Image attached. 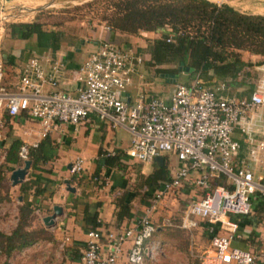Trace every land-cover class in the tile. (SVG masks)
<instances>
[{
  "label": "built area",
  "instance_id": "2783aa9c",
  "mask_svg": "<svg viewBox=\"0 0 264 264\" xmlns=\"http://www.w3.org/2000/svg\"><path fill=\"white\" fill-rule=\"evenodd\" d=\"M103 29L111 31L107 26ZM41 61L49 63L47 58ZM41 61L31 57L20 68L15 87L9 89L2 84L0 55V134L4 125L2 115L10 119L25 115L38 124L36 136L40 140L59 124L76 125L93 115L110 130L123 129L128 134L123 153L127 161L150 164L163 156L175 160V166L169 167L168 181L152 193L144 215L132 227L116 234L102 235L98 229L86 232L85 247L77 264H118L124 243L128 244L124 253L126 264H142L148 255L144 242L156 229L150 221L151 213L166 195L183 188L189 180L201 195L187 204L182 219L199 218L207 224L210 236L201 264L264 261V250L254 256L230 247L237 229L230 218L250 217L256 201L262 206L264 224V178L243 167L235 168L232 163L240 147L232 139L236 131L251 146L249 160L257 162V156L264 152V84L248 98L222 97L204 88L195 75L186 85L174 83L167 102L148 97L139 88L131 98L127 89L134 77L140 78L137 68L141 58L109 40H101L77 68L75 79L81 86L72 96L56 89L60 63L51 64L46 72ZM253 134H259L262 140L254 141ZM22 135L27 137L29 132ZM36 144L34 141L30 147ZM27 146L23 144L18 152L22 162L26 160ZM115 154L106 151L100 159ZM82 167L83 160L75 157L68 173L80 174ZM191 174H195L192 179ZM101 239L105 240L104 253L100 249Z\"/></svg>",
  "mask_w": 264,
  "mask_h": 264
},
{
  "label": "crops",
  "instance_id": "0c3cea01",
  "mask_svg": "<svg viewBox=\"0 0 264 264\" xmlns=\"http://www.w3.org/2000/svg\"><path fill=\"white\" fill-rule=\"evenodd\" d=\"M209 1L217 5L226 4L239 13L264 17V0ZM157 31L162 33L161 30ZM157 31L126 35L112 31L107 32L101 27L94 32V38L91 37L88 41H79L77 44L74 43V46L62 42L55 51L51 52L49 49L43 50L45 42L38 36H30L29 39L22 40L17 28L12 32L8 27L4 31L0 28V55L4 69L2 84L6 88L13 89L20 68L31 57H37L40 61L41 58H47L48 64L42 63L43 59L41 61L46 72L49 71L50 65L55 62L61 65L57 74L58 86L56 89L74 96L81 86L80 82L75 79L77 68L96 49L99 41L109 40L123 51L130 50L123 47H136L146 56L144 61L141 59V65L137 68L140 78H133L132 86L127 89V94L132 98L135 90L139 88L148 97L159 98L167 102L173 84L176 82H172L173 79L166 80L165 77L156 76L150 67L144 68L149 60L146 43L158 38ZM46 33L48 32L46 31ZM4 42L5 47H3ZM136 49L131 51L140 57ZM240 59L242 62L248 63V66L243 67L235 77L218 81L213 76L201 81L203 87L214 92L217 96L248 98L257 87L264 84V57L242 51ZM179 68L180 71H177L175 79L181 78L184 83H189L191 78L185 72H181V67ZM166 81L171 82V87L164 85ZM45 90L49 89L45 88ZM3 117L4 115H2L4 125L0 134V148L2 150L14 139H18L22 144L28 146L34 141L37 143L41 141L36 136L39 131L38 124L30 121L25 115L20 114L13 119L7 117V121H4ZM261 122L264 124V108L261 110ZM23 132H29V135L25 137L22 135ZM124 135L127 137H123ZM46 138L47 144L44 153L48 161L43 167L48 169V172H31L29 170L23 181L29 180L32 183L28 200L32 201L36 208L30 229H41L45 238L12 252L7 258L0 256V264H77L86 242V226L83 221L85 206L88 207L89 213L93 211L97 213V221L100 224L98 230L102 235L116 234L121 229L132 227L148 208V206L137 203L135 199L131 202L129 217L117 223L114 220L113 212L116 210L117 198L123 191L125 180L132 181L130 177L134 174L130 166L135 162L127 161L123 154L122 168H106L102 165L103 160L100 159V154L106 151L124 153L129 137L123 129L110 130L106 125L99 123L93 115H88L85 121L76 125H57L48 133ZM252 138L256 142L262 140L259 134H253ZM232 139L240 146L233 158L234 167H243L250 170L255 176L264 178V152L257 156V162L251 161L247 155L251 146L245 142L243 136H240L236 131L232 134ZM75 157L83 160L82 172L77 175H70L68 173L69 166ZM161 158L169 173V167L175 166V160L166 156ZM152 164L156 163L152 162L149 165ZM139 169L138 173L142 175L149 173L144 170L143 166H140ZM190 177L191 179L194 178L195 174H191ZM94 179L96 180L94 181ZM64 181H66L67 186ZM16 186L18 188V185ZM34 188L40 192L32 196ZM183 189H191V201L198 198L195 195L196 189L190 180L186 182ZM18 197L21 196L18 195L15 199L20 203L21 200L18 201ZM54 206H57L61 213L53 219V224L50 227H46L42 224V219L51 215ZM260 206L259 201L254 202L252 215L248 219L242 220V222L241 219L236 218L233 221L236 223L237 229L230 243L231 248L249 252L254 256L264 250L263 210ZM152 213L150 221L154 225ZM163 220L165 219L163 218ZM179 228L189 233L190 248L187 253L191 258H196L193 262L186 261L185 264H201L200 255L209 245L210 236L207 233V224L199 218L191 216L181 218ZM158 231L159 228H156L151 238L144 242L148 249V255L144 257L142 264H182V262L177 261L182 257L180 252L170 255L167 253L168 256H166L164 251L166 247L162 244L161 238L156 236ZM127 248L128 244L124 243L122 245L123 254L118 259V264H126L124 253ZM100 249L102 253L105 252V240L103 239L100 240ZM161 254H163L162 257H159ZM256 264H264V261Z\"/></svg>",
  "mask_w": 264,
  "mask_h": 264
},
{
  "label": "trees",
  "instance_id": "16d2710c",
  "mask_svg": "<svg viewBox=\"0 0 264 264\" xmlns=\"http://www.w3.org/2000/svg\"><path fill=\"white\" fill-rule=\"evenodd\" d=\"M100 3L104 6L99 19L112 32L135 35L138 32L162 31L158 38L146 43L149 55L147 66L152 68L158 77L173 79L176 82L175 77L181 67V72H185L191 79L197 75L200 81H205L214 76L218 81H222L235 77L243 67L248 66V63L240 59L242 51L264 57L263 16L239 13L226 4L216 5L209 0H91L83 6L92 7ZM8 28L11 32L17 28L22 40H27L30 36L42 38L45 42L43 50L49 49L53 52L63 42L61 32L46 33L37 22L11 24ZM73 41L70 46H74ZM167 65H173L174 68L162 67ZM3 119L7 121L5 115ZM46 144L47 138H44L35 147H26V161L30 162L31 172H48V169L43 167L48 161L44 153ZM22 145L20 140L14 139L2 150L0 203L9 201L3 184L4 171L11 172L21 166L18 152ZM122 158L123 153L116 152L114 157L101 159L102 165L120 169L123 167ZM131 169L134 174L133 178H130L132 181L125 180L123 191L117 198L116 210L113 212L116 223L129 217L133 200L136 199L140 205L149 206L152 193L161 183L168 181L169 173L164 162L160 166L153 164L147 175L138 173L139 166H132ZM31 184L28 180L18 185L21 201L16 208L15 227L7 234L0 232L2 257L7 258L12 252L45 238L41 229H30L36 209L33 202L28 200ZM219 184L217 182V185ZM196 191L195 195L199 197L201 193L197 189ZM39 192L40 190L34 188L32 196ZM87 210L88 207L85 206V230H97L100 227L97 213H89ZM248 218L239 219L245 221ZM230 219L234 221L236 218Z\"/></svg>",
  "mask_w": 264,
  "mask_h": 264
},
{
  "label": "rangeland",
  "instance_id": "374dc122",
  "mask_svg": "<svg viewBox=\"0 0 264 264\" xmlns=\"http://www.w3.org/2000/svg\"><path fill=\"white\" fill-rule=\"evenodd\" d=\"M90 2L91 0H13L10 2L0 0V28L4 31L11 24L37 22L42 25V29L45 32H61L63 42L67 43L66 45H69L73 40L75 42L77 40L81 42L83 40L88 41L91 37L94 38L95 31L106 26L99 19L104 6L103 3L93 5L92 7L83 6L85 3ZM160 35V31H157V37ZM5 42L3 43V47H5ZM130 47L123 48L136 49V47ZM136 50L144 61L146 56L139 49ZM162 67L174 68L173 65ZM144 68L148 69V66L145 65ZM166 82H164V85L171 87V82ZM176 83L182 84L183 80L181 78L176 79ZM123 137L126 138L127 136L124 135ZM1 154L2 149L0 148V162L2 160ZM132 166H143L146 172H150L153 168V164H133L130 167L132 168ZM4 174L3 184L7 190L9 201L0 203V232L8 233L15 224L16 208L19 205L15 197L19 195V192L17 186L10 187L8 180L10 173L4 171ZM130 178H133V176ZM191 195V189L184 190L181 188L174 190L162 199L158 208L152 213L154 226L159 228L156 236L157 238H161L162 244L166 247L164 248L166 256H168L167 253L170 255L180 252L182 257L177 261L179 263L182 262V264L193 262L196 259L193 256L191 258L187 253V250L190 248L189 233L179 228L180 219L188 202L191 201ZM161 220L163 221L162 223ZM162 255L159 257H162Z\"/></svg>",
  "mask_w": 264,
  "mask_h": 264
},
{
  "label": "water",
  "instance_id": "95a60500",
  "mask_svg": "<svg viewBox=\"0 0 264 264\" xmlns=\"http://www.w3.org/2000/svg\"><path fill=\"white\" fill-rule=\"evenodd\" d=\"M5 2L13 1V0H4ZM178 71H180V68H178ZM174 82V80H172ZM154 163L158 164L159 166L162 164V158L156 157L153 160ZM30 162L29 161H23L20 167L15 168L12 170L9 174L8 180L10 182V186L14 187L16 185H19L24 181L25 176L27 175L28 169H29ZM64 184L67 186L66 181H64ZM73 191V190H71ZM18 201L21 200V197L17 198ZM61 213L60 209L57 206H54L52 208V213L49 216H45L42 219V224L46 227H50L53 224V219L56 216H59Z\"/></svg>",
  "mask_w": 264,
  "mask_h": 264
},
{
  "label": "flooded vegetation",
  "instance_id": "af4514ba",
  "mask_svg": "<svg viewBox=\"0 0 264 264\" xmlns=\"http://www.w3.org/2000/svg\"><path fill=\"white\" fill-rule=\"evenodd\" d=\"M168 78H166V80H167ZM171 80V79H170Z\"/></svg>",
  "mask_w": 264,
  "mask_h": 264
}]
</instances>
